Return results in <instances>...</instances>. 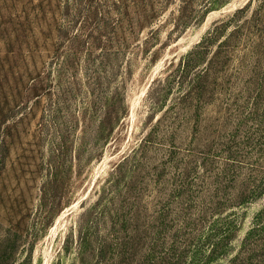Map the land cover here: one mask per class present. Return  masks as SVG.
Listing matches in <instances>:
<instances>
[{
	"label": "rangeland",
	"instance_id": "1",
	"mask_svg": "<svg viewBox=\"0 0 264 264\" xmlns=\"http://www.w3.org/2000/svg\"><path fill=\"white\" fill-rule=\"evenodd\" d=\"M262 211L264 0H0V264H254Z\"/></svg>",
	"mask_w": 264,
	"mask_h": 264
},
{
	"label": "trees",
	"instance_id": "2",
	"mask_svg": "<svg viewBox=\"0 0 264 264\" xmlns=\"http://www.w3.org/2000/svg\"><path fill=\"white\" fill-rule=\"evenodd\" d=\"M210 38H203L201 39V41L198 43L197 46H195L193 49H191L190 52H188L184 57H182L180 59L179 62V70L181 71V73H187L189 71V69L193 68L194 66H196L198 64V62H202L204 59L201 57V51L200 49L203 48L206 43H208ZM208 40V41H207ZM211 62L210 60H208L201 72H199L197 74L198 78L202 77V74L207 72L210 69ZM181 78V77H180ZM264 233V211H262L256 219V222L254 223V226L252 227V229L248 232V234L246 235V237L243 240L244 246H247V244H252V242H254V240L257 239V237H261ZM216 249L213 250V252ZM259 255L261 256L260 259L258 261H254V264H264V244L261 246V248L259 249ZM242 262V263H239ZM230 264H253V260H252V256L246 260L245 262L241 261V259H233Z\"/></svg>",
	"mask_w": 264,
	"mask_h": 264
}]
</instances>
